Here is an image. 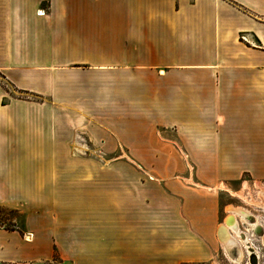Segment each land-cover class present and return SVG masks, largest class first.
<instances>
[{"label":"crops","instance_id":"crops-1","mask_svg":"<svg viewBox=\"0 0 264 264\" xmlns=\"http://www.w3.org/2000/svg\"><path fill=\"white\" fill-rule=\"evenodd\" d=\"M0 73V207L25 214L0 264H218L224 207L263 224L238 201L264 181V0H0Z\"/></svg>","mask_w":264,"mask_h":264},{"label":"rangeland","instance_id":"rangeland-1","mask_svg":"<svg viewBox=\"0 0 264 264\" xmlns=\"http://www.w3.org/2000/svg\"><path fill=\"white\" fill-rule=\"evenodd\" d=\"M0 84L4 87L6 91H8V93L15 95L16 91L10 85V82L6 79V77L2 73H0ZM244 180H247L248 186L245 189V193H243V191L241 192L244 195L240 194V197L243 199L247 198L245 200L248 201L249 205L247 206L246 203L243 202L244 200L242 201L243 203L241 201H238V203H240L241 207L247 209L251 214H255L258 216V220L260 221V223L263 222L262 228L264 230V181H256V180L254 181L247 176L244 177ZM258 205H260L263 210L258 209L257 207ZM224 208L225 209H223L222 218H221L222 222H224L229 217V214H231L230 211L227 210L228 206ZM237 215L240 216L239 214ZM24 220H25V214L17 210L10 209L8 207H0V226H4L7 229L20 228L22 226V223H24ZM218 264H229V263L227 259L224 258L222 254H220L218 257ZM261 264H264V258H262Z\"/></svg>","mask_w":264,"mask_h":264},{"label":"bare ground","instance_id":"bare-ground-1","mask_svg":"<svg viewBox=\"0 0 264 264\" xmlns=\"http://www.w3.org/2000/svg\"><path fill=\"white\" fill-rule=\"evenodd\" d=\"M227 210L230 211V212H233V213H237V214H239V215H241V216H243L245 218L249 217L248 213L245 210H242V209H236L235 210L234 208L229 207V208H227ZM230 220H231V218L229 216L221 225L218 226L219 227L218 228V230H219L218 231V235H219L218 237H219L220 244L222 245L223 249L227 252V254L230 256V258H231V260L233 262H234L235 259L232 258L231 252L233 250H236L239 253V256L235 260V263L239 264L240 260L242 259V246H243V244H246L247 242H246V240L244 241L241 238L240 233H238L237 229L234 226H232V224L230 223ZM234 225H235V223H234ZM254 226H256V225H254ZM257 226L259 227V225H257ZM229 231L231 233L235 232V234H237V237H238L237 239H239V240L235 239V237L232 236ZM256 231H257V229H256ZM253 233H255V232L253 231ZM241 239L245 243L243 241H241ZM240 241L243 244H241ZM251 253L252 252H250L249 255H251ZM254 254H255V258H256V262H257L256 264H258V256H257L258 253L257 254L254 253ZM259 262H260V260H259Z\"/></svg>","mask_w":264,"mask_h":264},{"label":"built area","instance_id":"built-area-1","mask_svg":"<svg viewBox=\"0 0 264 264\" xmlns=\"http://www.w3.org/2000/svg\"><path fill=\"white\" fill-rule=\"evenodd\" d=\"M259 226L262 227V225ZM242 234L246 236V239H248V241L250 242L251 247L258 253V260H260L261 264L262 258H264V246L262 245L261 239L257 238L253 232H242L241 235ZM249 257V252H245V256L241 264H250ZM226 259L229 264H233L228 258Z\"/></svg>","mask_w":264,"mask_h":264},{"label":"water","instance_id":"water-1","mask_svg":"<svg viewBox=\"0 0 264 264\" xmlns=\"http://www.w3.org/2000/svg\"><path fill=\"white\" fill-rule=\"evenodd\" d=\"M255 236L257 238H260L262 241V245L264 246V230L261 226H259V229L254 233ZM262 236V237H261ZM242 239L245 241L246 240V236L244 234H242ZM248 245V247H247ZM243 248L245 252H252V254L249 257L250 260V264H256V258H255V254H254V249L251 247L250 244H243Z\"/></svg>","mask_w":264,"mask_h":264},{"label":"flooded vegetation","instance_id":"flooded-vegetation-1","mask_svg":"<svg viewBox=\"0 0 264 264\" xmlns=\"http://www.w3.org/2000/svg\"><path fill=\"white\" fill-rule=\"evenodd\" d=\"M236 210V209H235ZM247 212V211H246ZM250 217V216H249ZM230 218H231V216H230ZM234 218V217H233ZM248 218V217H247ZM234 223H235V221L233 220V222H232V226H234L236 229H237V231H238V228L236 227V225H234ZM256 229L258 230L259 229V227L256 225V226H254L253 228H252V230L254 231V232H256ZM233 232V231H232ZM234 234H235V232H233ZM238 233H240V231H238ZM230 234H231V232H230ZM232 235V234H231ZM237 235V234H236ZM240 235H241V233H240ZM232 236H234V235H232ZM235 237V239H237L238 237H236V236H234ZM262 237V236H261ZM241 238H242V235H241ZM237 240H239V239H237ZM241 241H243L242 239H241ZM240 241V243L241 244H243L242 242ZM239 242V241H238ZM244 242V241H243ZM246 244H250V242L248 241V239H246ZM245 243V242H244ZM241 246V245H240ZM247 247H248V245H247ZM234 252H236V254H235V256L234 257H232L233 259H237V257L239 256V253L236 251V250H233ZM232 251V252H233ZM254 253H256L257 254V252L256 251H254ZM252 254V253H251ZM244 256H245V252H244V248H243V246H242V259L240 260V263H241V261L244 259ZM250 256V255H249ZM257 256H258V254H257ZM230 257V256H229ZM235 260H234V262L231 260V258H230V261L232 262V263H234V264H236L235 263ZM239 263V264H240ZM260 262H259V260H258V264H259Z\"/></svg>","mask_w":264,"mask_h":264}]
</instances>
